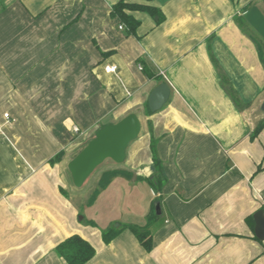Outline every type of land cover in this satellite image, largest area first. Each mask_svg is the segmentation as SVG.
Here are the masks:
<instances>
[{
	"label": "crops",
	"instance_id": "0c3cea01",
	"mask_svg": "<svg viewBox=\"0 0 264 264\" xmlns=\"http://www.w3.org/2000/svg\"><path fill=\"white\" fill-rule=\"evenodd\" d=\"M119 1L0 0V264H67L55 249L73 235L95 250L85 264H264V128L252 139L264 120L263 0H154L162 21L133 12L131 36L110 16ZM162 83L168 101L148 115ZM131 113L149 131L93 182L131 174L99 194L118 191L125 213L97 228L67 165ZM151 138L160 193L137 179L153 177ZM159 196L150 252L129 230L103 242L110 227L143 225Z\"/></svg>",
	"mask_w": 264,
	"mask_h": 264
},
{
	"label": "trees",
	"instance_id": "16d2710c",
	"mask_svg": "<svg viewBox=\"0 0 264 264\" xmlns=\"http://www.w3.org/2000/svg\"><path fill=\"white\" fill-rule=\"evenodd\" d=\"M144 4H132L126 2V0H120L116 4H114L110 11V16L112 18L118 19L119 25L123 26V32L126 36L134 35L137 27L139 26V22L134 19L132 13L133 12H145L149 14L153 18H157V23H160L163 19V16L159 9L149 5L150 2L154 0H143ZM145 75L148 78H152L153 75L147 69L141 68ZM146 113L151 115L148 107H146ZM264 128V120L261 121L255 128L252 139L257 137L258 133ZM150 151L152 155L153 162V177L156 179V187H154L151 179L137 177L139 180H146L155 190L156 193H160L161 189L166 181V177L162 170V162L159 160L156 152V141L151 138L150 143ZM62 158V153H59L53 162H59ZM123 176L125 178H131L132 175L122 171V170H111L104 172L97 183L96 189L92 192L91 196L88 199V204H92L99 194L105 190L113 178ZM156 203H159L161 206L162 198L159 196L156 199ZM162 217L161 215H157L155 211V206L151 210L150 214L145 219V223L143 225H119L117 227H110L107 230L102 231V240L104 243H110L113 239H115L123 230H129L138 243L142 246V248L146 252H150L152 249V234L153 227L158 225ZM56 254L62 258L67 264H85L90 259L94 257L95 250L86 240H84L79 235H73L63 242H61L55 249Z\"/></svg>",
	"mask_w": 264,
	"mask_h": 264
},
{
	"label": "water",
	"instance_id": "95a60500",
	"mask_svg": "<svg viewBox=\"0 0 264 264\" xmlns=\"http://www.w3.org/2000/svg\"><path fill=\"white\" fill-rule=\"evenodd\" d=\"M264 4V0H263ZM170 89L166 83L156 87L148 97V109L151 113L160 110L168 101ZM264 112V102L261 106ZM142 125L138 116L128 114L116 123L101 126L87 145L68 163L67 170L76 189H81L93 172L105 161H112L121 165L126 160V152L129 145L135 141L141 133ZM151 182L156 187L155 177ZM157 215H161V206L155 204ZM256 237L264 240V212L258 211L255 216Z\"/></svg>",
	"mask_w": 264,
	"mask_h": 264
},
{
	"label": "rangeland",
	"instance_id": "374dc122",
	"mask_svg": "<svg viewBox=\"0 0 264 264\" xmlns=\"http://www.w3.org/2000/svg\"><path fill=\"white\" fill-rule=\"evenodd\" d=\"M142 129L140 133V137L144 135L145 132L149 131V124L148 123H141ZM87 145V144H86ZM112 161H105L102 165H100L93 174L89 177L86 181L84 186L82 187V192L85 193L83 196V203L84 207L83 211L86 212V216L89 214L96 213L95 224L97 228H105L108 225V221L110 218H117L121 219L123 214L125 213L122 207V204L119 203V198L117 192L103 193L96 198V200L92 204H87L89 197L91 196L92 192L94 191L96 185H94V181L96 177L100 175L104 170L108 169L110 166H119L114 164ZM122 165V164H121ZM94 185V186H93ZM108 194V195H106ZM107 196V197H106ZM139 196V195H137ZM77 203H80V199H75ZM138 201V199H137ZM121 222V220H120ZM122 223V222H121Z\"/></svg>",
	"mask_w": 264,
	"mask_h": 264
},
{
	"label": "built area",
	"instance_id": "2783aa9c",
	"mask_svg": "<svg viewBox=\"0 0 264 264\" xmlns=\"http://www.w3.org/2000/svg\"><path fill=\"white\" fill-rule=\"evenodd\" d=\"M119 29L122 30V29H123V26H122V25H119ZM116 69H117L116 66H110V67L107 68V71H108V72H115ZM140 69H141V68H140ZM4 117H5L6 119H8L9 115H8V114H5ZM74 132H75V133H78V132H79L78 128H74Z\"/></svg>",
	"mask_w": 264,
	"mask_h": 264
}]
</instances>
